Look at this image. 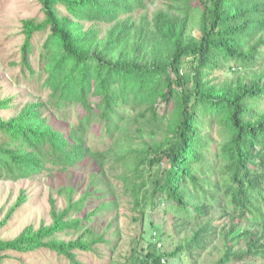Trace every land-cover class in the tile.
<instances>
[{"label": "trees", "instance_id": "16d2710c", "mask_svg": "<svg viewBox=\"0 0 264 264\" xmlns=\"http://www.w3.org/2000/svg\"><path fill=\"white\" fill-rule=\"evenodd\" d=\"M154 2L39 0L44 19L23 21L26 76L46 34L48 96L5 118L14 97L0 88V179L94 171L78 199L66 191L51 225L0 240V264L5 252L44 249L80 264L79 252L114 251L118 219L100 235L93 224L121 195L141 227L152 214L171 217L176 243L167 256L139 243L128 264H264V0H163L152 13ZM226 67L245 79L220 87L214 76ZM155 133L159 142L146 140Z\"/></svg>", "mask_w": 264, "mask_h": 264}, {"label": "rangeland", "instance_id": "374dc122", "mask_svg": "<svg viewBox=\"0 0 264 264\" xmlns=\"http://www.w3.org/2000/svg\"><path fill=\"white\" fill-rule=\"evenodd\" d=\"M162 2L163 0H155L149 11L153 13ZM29 19L39 21L44 19L39 0H0V88L3 99L14 97L13 111L5 110L3 112L5 118L10 117L11 113L15 114L19 105L25 106L28 102H36L48 96L43 86L46 76L42 71L39 57L40 47L45 43L46 34L38 35L40 37H36L33 41L35 49L31 57V65L35 77L26 76V71L21 66V47L24 42L22 24ZM194 35L200 37L199 31L195 30ZM215 76V83L220 87L225 84L231 86L239 78L245 79L244 71H232L228 67L222 72H217ZM76 117L77 113L72 109L71 120H76ZM160 138L159 133L146 136L147 141L155 139V142H159ZM91 171L94 170L78 168L68 172L42 173L18 182L0 179V240H14L29 227L36 231L42 226L51 225L54 222L52 210L60 211L66 206L67 190L68 192L71 189L76 190L78 195L75 199L88 190ZM112 179L116 182L114 177ZM116 184L117 190H124L120 182ZM99 202L96 201L95 208ZM88 209L91 210L92 207ZM113 218L118 219L114 223V230L118 229L121 234L119 238H115L116 242L114 241L113 244L115 250L97 247L100 249H96V254L79 252L75 259L77 262L128 264L134 261L139 243H141L139 249L144 247L145 253L150 250L156 256H167L176 245L174 238L166 237L172 231L171 217L152 214L141 227L139 222H135L140 215L134 212L132 199L128 196L119 197L118 208L114 214H107L105 218L96 220L93 226L98 235L114 220ZM143 232L144 241L141 240ZM109 236L107 235L106 238H110ZM76 238L75 235L61 237L65 241ZM160 245L162 247H159ZM217 245H222L221 240ZM2 255V264H72L57 253L44 249L29 253L5 252ZM167 259L168 264H191L188 257Z\"/></svg>", "mask_w": 264, "mask_h": 264}, {"label": "built area", "instance_id": "2783aa9c", "mask_svg": "<svg viewBox=\"0 0 264 264\" xmlns=\"http://www.w3.org/2000/svg\"><path fill=\"white\" fill-rule=\"evenodd\" d=\"M159 247H162V246L160 245ZM160 264H168V259H167L166 257H163V258L161 259Z\"/></svg>", "mask_w": 264, "mask_h": 264}]
</instances>
